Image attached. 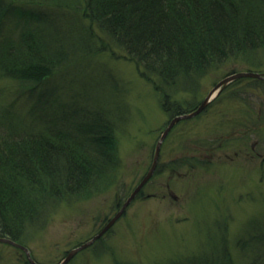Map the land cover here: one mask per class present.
I'll return each mask as SVG.
<instances>
[{
    "label": "rangeland",
    "instance_id": "374dc122",
    "mask_svg": "<svg viewBox=\"0 0 264 264\" xmlns=\"http://www.w3.org/2000/svg\"><path fill=\"white\" fill-rule=\"evenodd\" d=\"M65 1L67 9L58 12L57 20L74 32L58 46L68 52L66 60L42 81L15 73L0 76V117L33 127L60 122L63 109H100L111 122L115 164L106 184L93 190L91 185L88 196L63 193L58 202H46L39 224H28L21 239L39 264L59 263L103 228L149 170L172 118L139 66L121 49L87 38L104 39L78 0ZM51 2L43 9L55 8ZM0 7L16 10L1 15L0 47L6 40L15 42L28 24L42 26L34 3L0 0ZM22 10L28 12L15 15ZM201 71L193 84L181 79L171 89L176 99L198 107L226 76L264 74V48L213 60ZM231 88L238 89L237 99L203 110ZM213 99L198 114L174 123L142 192L102 234L101 245L95 240L67 264H215L220 241L231 264H250V257L264 253V90L252 86L249 77H238ZM25 260L21 248L0 242V264H30Z\"/></svg>",
    "mask_w": 264,
    "mask_h": 264
},
{
    "label": "trees",
    "instance_id": "16d2710c",
    "mask_svg": "<svg viewBox=\"0 0 264 264\" xmlns=\"http://www.w3.org/2000/svg\"><path fill=\"white\" fill-rule=\"evenodd\" d=\"M27 1L41 9L42 26L28 24L15 42L3 43L0 76L15 73L36 82L66 60L68 52L58 46L74 32L57 20L67 1ZM45 2L55 8L44 10ZM78 6L104 37L87 38L103 48L117 47L135 62L172 117L197 107L171 92L181 79L193 84L195 74L211 61L264 48V0H78ZM8 11L16 12L0 7V19ZM21 12L28 11L15 15L24 16ZM249 79L264 90V77ZM237 90L231 88L227 95L222 91L203 110L237 99ZM89 108L63 109L60 122L51 119L33 127L0 117V237L23 245L22 234L28 224L42 221L46 202L56 203L68 193L88 196L91 185L93 190L110 180L115 164L111 122L102 110ZM102 237L96 239L100 245ZM218 251L214 263L223 259L231 264L224 241ZM251 258L250 264H264V253Z\"/></svg>",
    "mask_w": 264,
    "mask_h": 264
},
{
    "label": "water",
    "instance_id": "95a60500",
    "mask_svg": "<svg viewBox=\"0 0 264 264\" xmlns=\"http://www.w3.org/2000/svg\"><path fill=\"white\" fill-rule=\"evenodd\" d=\"M245 76L261 78V77H264V74L254 72V71H240V72L232 73V74L226 76L225 78H223L222 80H220L218 83H216L213 86V88L208 92L207 96L203 99V101L199 104V106L195 110L188 112V113L175 115L174 117H172L170 122L168 123V125L162 131V133L159 137V140L157 141L153 162H152L149 170L141 178V180L138 182V184L134 187V189L131 191V193L125 199V201L121 204L120 208L106 222V224L103 226L102 229H100V231L98 233L93 235L89 240H87V241L81 243L80 245H78V246L70 249L69 251H67L65 256L57 264H67L78 251L86 248L91 243H93L96 239H98L100 236H102V234H104V232H106L111 227V225L121 216V214L124 212V210L129 205V203L135 198V196L139 193V191L142 189V187L145 185V183L150 179L151 175L153 174L154 169L156 167L157 160H158L161 144H162L164 138L166 137V135L168 134V132L170 131V129L172 128V126L174 125V123L177 122L178 120L190 118V117L194 116L195 114H198L207 105V103H209L213 99V97L220 91V89L223 85L228 83L230 80H233V79L238 78V77H245ZM0 242H7V243H9L15 247L21 248L25 252L27 259L31 264H39L34 259H32L27 248L24 245H21V244L15 242L9 238H6V237H0Z\"/></svg>",
    "mask_w": 264,
    "mask_h": 264
}]
</instances>
